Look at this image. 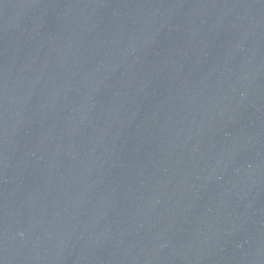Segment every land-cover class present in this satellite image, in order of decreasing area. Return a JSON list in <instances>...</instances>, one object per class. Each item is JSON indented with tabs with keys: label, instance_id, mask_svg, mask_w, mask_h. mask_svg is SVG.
I'll return each mask as SVG.
<instances>
[{
	"label": "water",
	"instance_id": "95a60500",
	"mask_svg": "<svg viewBox=\"0 0 264 264\" xmlns=\"http://www.w3.org/2000/svg\"><path fill=\"white\" fill-rule=\"evenodd\" d=\"M0 264H264V0H0Z\"/></svg>",
	"mask_w": 264,
	"mask_h": 264
}]
</instances>
